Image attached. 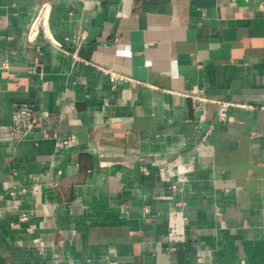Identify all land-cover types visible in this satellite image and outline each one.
I'll use <instances>...</instances> for the list:
<instances>
[{
	"label": "crops",
	"instance_id": "0c3cea01",
	"mask_svg": "<svg viewBox=\"0 0 264 264\" xmlns=\"http://www.w3.org/2000/svg\"><path fill=\"white\" fill-rule=\"evenodd\" d=\"M23 106L0 264H264V0H0V127Z\"/></svg>",
	"mask_w": 264,
	"mask_h": 264
},
{
	"label": "built area",
	"instance_id": "2783aa9c",
	"mask_svg": "<svg viewBox=\"0 0 264 264\" xmlns=\"http://www.w3.org/2000/svg\"><path fill=\"white\" fill-rule=\"evenodd\" d=\"M39 14H42L40 11ZM43 28V21L36 18L34 23L31 25L28 31V38L32 42L33 38L37 36L39 30ZM75 57V54H72ZM190 98L193 100V107L196 108V102L207 101L204 96L196 91L189 94ZM203 118V117H202ZM219 121H224L226 119V106H222L217 114ZM41 122V117L37 114L34 109L30 106H23L13 115L12 125L9 127H0V145L3 143H14L20 141L27 135L31 134L38 124ZM56 149L58 151L68 150L75 143V136H70L68 138L56 137ZM156 170L160 175V180L168 185L169 191H174L177 189V183L175 181L176 176L180 179H184L186 175L190 174L193 170L192 166L182 164L178 161L168 162L165 164H156ZM144 175L147 178L152 177L151 173L147 170H143ZM147 211V210H146ZM26 216H21V221H25ZM115 264V263H111Z\"/></svg>",
	"mask_w": 264,
	"mask_h": 264
}]
</instances>
